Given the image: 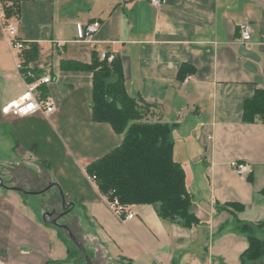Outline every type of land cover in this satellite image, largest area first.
I'll use <instances>...</instances> for the list:
<instances>
[{
	"label": "crops",
	"instance_id": "1",
	"mask_svg": "<svg viewBox=\"0 0 264 264\" xmlns=\"http://www.w3.org/2000/svg\"><path fill=\"white\" fill-rule=\"evenodd\" d=\"M164 1L157 8L151 0H0L18 39L39 46L30 68L51 77L42 85L55 100L50 114L3 112L27 81L18 68L22 51L5 40L0 18L5 264H88L66 228L51 221L66 211L61 192L69 205L59 222L92 264H243L249 239L238 226L264 221V121L244 120L245 102L264 88V0ZM5 5L17 15L8 18ZM97 20L91 41L81 39L80 25ZM243 23L252 28L247 41ZM104 52L121 59L129 92L153 105L146 119L170 125L199 222L162 218L152 204L132 206L134 217L120 219L87 174L124 133L93 121V74L64 70L62 62L91 63ZM233 160L249 165L245 175ZM231 202L245 209L226 207ZM257 233L264 237V228Z\"/></svg>",
	"mask_w": 264,
	"mask_h": 264
},
{
	"label": "trees",
	"instance_id": "2",
	"mask_svg": "<svg viewBox=\"0 0 264 264\" xmlns=\"http://www.w3.org/2000/svg\"><path fill=\"white\" fill-rule=\"evenodd\" d=\"M5 11L8 18L18 12L14 6L7 5ZM27 45L24 43L21 49V72L32 81L28 71L42 75L30 68V62L38 57L40 49L37 44H31L29 48ZM62 68L93 74V121L110 124L117 133H124L118 147L86 168L101 195L109 201L118 198L127 210L135 205L152 204L157 206L162 218L189 226L199 222L193 209L194 197L187 187L185 169L174 158L171 127L146 119L153 105L129 92L121 59L115 56L109 61L95 56L91 63L64 60ZM39 90L43 97L47 96L42 84ZM244 120L264 121V88L257 89L245 102ZM226 207L238 211L245 209L244 204L237 202L227 203ZM260 228H264V221L243 222L238 226L249 239V247L241 255L243 264H262L264 260V237L257 235Z\"/></svg>",
	"mask_w": 264,
	"mask_h": 264
},
{
	"label": "built area",
	"instance_id": "3",
	"mask_svg": "<svg viewBox=\"0 0 264 264\" xmlns=\"http://www.w3.org/2000/svg\"><path fill=\"white\" fill-rule=\"evenodd\" d=\"M164 0H151L153 6L160 8L164 4ZM0 18H2V27L4 31L5 40L12 46V48L22 49L24 43L20 41L17 37L16 25L12 22H7L5 20V13L2 8L0 12ZM4 20V21H3ZM101 22L93 21L80 25V38L91 41L93 35L100 29ZM241 35L243 40H250L252 37V28L250 24L243 23L240 25ZM115 54L104 52L101 55L102 59H108L109 61L115 59ZM18 68L21 71L22 64L18 63ZM26 79L25 75L22 74ZM28 75L33 77L32 81H27L26 91L15 101L10 102L3 108L4 113H9L14 116L23 117L34 114L36 112H42L45 114H50L55 110V100L52 96L47 95L43 97L38 91L40 84H47L51 81L50 76H36L32 70L28 71ZM231 167L239 174L245 175L249 169V165L246 162L233 160L230 163ZM108 206L120 219H130L134 217V213L131 210H127L124 205H122L118 198H114L109 201L105 198ZM0 264H5L0 259Z\"/></svg>",
	"mask_w": 264,
	"mask_h": 264
},
{
	"label": "water",
	"instance_id": "4",
	"mask_svg": "<svg viewBox=\"0 0 264 264\" xmlns=\"http://www.w3.org/2000/svg\"><path fill=\"white\" fill-rule=\"evenodd\" d=\"M0 180H1V178H0ZM1 182H2V181H1ZM15 189H18V190H20V191L25 192V190L22 189V188H17V187H16ZM61 196H62V198H63V203H64L63 205H64V208H66V211H64L63 213H61V214H59L58 216L54 217L53 219H51V221H52L54 224H58V225L64 226V227L66 228V230L68 231V234H69L70 238H71L72 241L78 246V248L81 250V252L83 253L85 259H86L87 262H88V264H92L91 259H90V256H89V254H88V252H87L85 246H84V245H83V244H82V243L76 238V236L71 232V230L68 228L67 225H64V224H62V223L59 222V219H60L64 214L67 213V211H68V205H69L68 201H66V199H65V195H64L62 192H61ZM55 213H56V209H54V210L51 211V212H48L47 214H48V216H50V217L52 218V217L55 215Z\"/></svg>",
	"mask_w": 264,
	"mask_h": 264
},
{
	"label": "rangeland",
	"instance_id": "5",
	"mask_svg": "<svg viewBox=\"0 0 264 264\" xmlns=\"http://www.w3.org/2000/svg\"><path fill=\"white\" fill-rule=\"evenodd\" d=\"M52 209L54 210V208L52 207ZM51 209V210H52ZM66 215L67 214H65L63 217H61L60 219H61V222L62 221H65L66 220ZM230 219H237V216L236 215H232L231 217H230ZM258 232V231H257ZM257 235H258V233H257ZM87 261V260H86ZM88 263V262H87Z\"/></svg>",
	"mask_w": 264,
	"mask_h": 264
}]
</instances>
